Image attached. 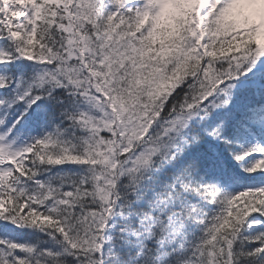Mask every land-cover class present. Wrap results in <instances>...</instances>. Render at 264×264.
I'll return each mask as SVG.
<instances>
[{
	"label": "snow or ice",
	"instance_id": "1",
	"mask_svg": "<svg viewBox=\"0 0 264 264\" xmlns=\"http://www.w3.org/2000/svg\"><path fill=\"white\" fill-rule=\"evenodd\" d=\"M0 264H264V0H0Z\"/></svg>",
	"mask_w": 264,
	"mask_h": 264
}]
</instances>
